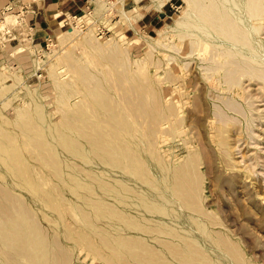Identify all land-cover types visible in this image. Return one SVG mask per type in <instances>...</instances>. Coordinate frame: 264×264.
Here are the masks:
<instances>
[{"label": "bare ground", "instance_id": "6f19581e", "mask_svg": "<svg viewBox=\"0 0 264 264\" xmlns=\"http://www.w3.org/2000/svg\"><path fill=\"white\" fill-rule=\"evenodd\" d=\"M156 1L163 4L166 0ZM183 1L185 7L173 14V22L158 30V37L140 41L147 49L137 58L127 55L115 35L102 42L93 30L83 33L73 29L74 25L59 32L57 39L63 46L81 35L74 45L80 52L63 51L51 62L34 59L38 65L49 61L51 82L58 90L53 98L41 91L42 86L32 88L18 74L6 73L0 66V94L11 76L16 87L23 85L18 94L30 97L17 106L14 122L20 127L23 143L33 145L37 154L32 157L40 168L48 167L58 187L55 192V188L43 186L44 179L35 176L27 163L29 157L22 152L26 146L10 129L0 126V177L9 183L10 176L19 186L11 190L0 185V264H67L71 254L54 253L52 248L63 246L56 237L65 216L61 206H67L73 196L87 207L82 215L90 228L105 224L99 242L114 251H101L92 237L74 236L70 228L65 229V237L76 239L104 264H254L220 214L204 204L207 171L201 165L211 169L206 160L209 155L204 157L202 149L188 145V154L181 161L162 148L165 133L175 139L186 131L179 99L169 90L166 93L164 85L177 78L170 65L177 58L168 53L164 61L155 52L171 46L172 35L191 39L202 78L218 100L211 119L215 144L232 158L234 112L247 120L245 142L250 151L251 138L261 142L251 133L255 118H249L248 110L252 111L253 103L249 101L247 109L237 97L242 96L244 81H249V86L259 85L258 101L264 99V0ZM120 39L128 41L126 34ZM85 52L92 58H84ZM63 64L68 65L66 72L59 70ZM150 65L156 67L155 73L150 72ZM160 69L163 77L158 75ZM112 70L123 91L118 99L109 80ZM199 99L197 94V111H203ZM51 105L63 112L56 121ZM263 113H259L258 123H262ZM250 159L264 166L258 158L250 155ZM250 165L246 176L251 179L255 176ZM36 215L52 223V232Z\"/></svg>", "mask_w": 264, "mask_h": 264}, {"label": "rangeland", "instance_id": "374dc122", "mask_svg": "<svg viewBox=\"0 0 264 264\" xmlns=\"http://www.w3.org/2000/svg\"><path fill=\"white\" fill-rule=\"evenodd\" d=\"M6 1L7 0H0V12L3 9L2 7L5 6ZM177 4L178 7L173 13H171V16L161 26L151 31H135L133 29L127 30L126 28H123L121 26L115 27L116 25H109V32L106 34H100L96 29L98 24H94L90 28L83 30V33H90L94 31L96 37L100 38L99 40L102 42L115 35L114 38L119 40L122 43V46L126 48L127 55L130 56V58H137L142 56L147 49L145 43L140 41H142L144 37H158V30L165 27L167 23L173 22V14L180 11L181 8L185 7L186 5L183 0H178ZM6 9L7 8L5 7L2 10L3 14L0 13V41H2L1 43H5L7 45L8 48L5 49L8 50V54H11L13 58L14 56L21 55V60H19L18 62L0 61V66L6 73H9L11 75L18 74L20 77H22V81L32 88L42 86L41 91L43 90L44 93H47L50 97L52 96L53 98L54 95L57 94L58 90L51 82V77L48 70L49 61L38 65L34 62V59L43 61L48 58V60L51 59V62L52 60L56 59L58 55L61 56L66 51L74 49L79 53L80 49H78L74 45L75 43H77L81 35L76 36L63 46L59 44L57 34L61 31L66 30L67 27H61L59 24L61 29L57 31L55 36L52 37V39L49 41V45L42 48L40 52L35 53L34 50L31 49L29 43L15 45V41L19 39L18 36L16 37V39H10L9 34H5V29L7 27L12 29V32H14L15 34H17L18 28V16L16 15V11H14V9ZM93 20L94 15L93 17L92 15L87 16L88 22H92ZM69 28H73V26ZM77 28L80 29L77 26L73 29L76 30ZM122 34H126V38H128L127 42H123L120 39V36ZM262 37L264 38V28ZM171 40V46L166 49L159 48L155 52V55L156 58L160 57L164 61H167L165 57L168 53L177 58L176 61L170 63V65L173 66L174 71L176 70L175 73L178 74L177 78L175 81L165 82L164 85L168 87L165 90L166 93H169L170 91V95L179 99V104L182 106L181 114L184 118V129L186 133L182 136H177L175 139H173L172 135H170L169 133H165L166 135L162 136L161 138V140L163 139L161 141V144L163 146L162 148L169 152V156H173L178 160L181 159V161L184 160V158L188 154V145L194 146L197 149L200 148V150L202 149L201 152H203L204 157L205 155L206 157L209 155L207 157L208 159L206 160L210 161L211 169L208 170L206 169L205 165H201V170L207 171L206 178L204 179V194L206 195L204 204L207 208H211L212 210H215L220 214L225 225L227 226L228 232H231L232 237L239 241L247 257L254 264H264V166L262 167L261 163L257 164V166L254 164L256 160L250 159V155H252L255 158H258L259 162H262V164L264 165V118L262 123H258V120H256L259 119V113L264 112V99L262 101H258L257 94L259 93L256 92L259 85L251 84L249 86V81H244L245 85L242 90V96L237 98L238 101L247 104V109L250 108V106L248 105L249 101L253 103L252 111L250 109L248 110V112L250 113L249 118H255V126L251 129V133L252 135L257 136V138H260L259 141L261 142L258 143V140H256V138H251V150L248 151L247 142H245V140H247V120L246 118L244 119V115L231 112V114H234V117L236 115V118L238 119L232 118L231 121L234 128L231 132V147L233 153L232 158L229 159L226 157V155H224V153L222 154L221 149L215 144L212 137L211 119L212 117L214 118V116L212 115L213 108L215 102H217L218 100L214 98V96L216 95L215 91H213V89H210V87L206 82H204L202 78L201 68L199 65L197 66V51H195L193 43L188 36L180 38L177 35H172ZM11 44L15 46L12 47ZM142 44L144 45L142 46ZM22 48H25V50L22 51ZM179 50L185 51L179 53ZM33 53L35 54L33 55ZM29 54L31 55V57H29ZM83 55V57L86 59L92 58L91 55H89L87 52H85ZM107 67H109V64H107ZM67 69L68 65L63 64L59 70L66 72ZM149 69L151 73L156 72V67L153 65H150ZM162 74L163 71L160 69L158 75L163 77ZM109 80L114 86V89L112 90L115 97L118 99V97L123 95V91L119 88L116 70L111 71ZM14 82L15 80L13 77H7L4 84L6 86V89H3L2 93L0 94V126L4 127L7 130L10 129V132L16 134L17 138L19 139V143L22 142V145H25L23 143V134L20 132V127H18L14 121L16 120L17 106H22L23 102L28 101L30 97L24 95L23 93L18 94V92L21 91V87L23 85L17 84L18 86L16 87ZM197 82L199 86H197ZM116 85H118V87ZM252 89L253 91L251 92ZM251 93H255L252 99H250ZM197 94L200 95L199 101L203 106V111H197ZM21 97H23L24 99H22ZM260 99H262V97ZM7 102H10V104H7ZM237 103L235 105L238 106L239 104ZM50 110L51 113L55 114V116H53L55 121L60 119V116H62L63 114L62 111L59 112L57 110L56 105H51ZM7 119H10L12 122H7ZM197 128L198 130H196ZM200 144L203 145L200 146ZM25 146L26 147H23L24 151L22 150V152L24 155L29 157V159L27 158V163L32 165L35 171V176L37 178L44 179L43 186H45L46 189L55 188L54 191H58V187L57 185H55L53 176L49 175L48 173V167L41 165V167H43L44 169L40 168V163L38 162V160L32 157L37 154L36 151L33 150V145L27 144ZM204 152H206V154ZM247 165H250V168L252 167V170L254 172L253 175L255 177L251 179L249 176H246V168H248ZM254 168H256V170H254ZM7 178L10 184L6 183L3 177H0V185L2 184L1 186L8 189H11V187L14 186L12 187V189L15 188L18 190L19 186L12 183V178L10 176H8ZM63 192L68 196H73L72 194L70 195V192H67V190H64ZM27 194L28 196H30V193ZM72 198L73 200H70L67 206H61V209L64 211L65 216L60 220V227H62L60 232L56 233L57 241L59 243L61 242V245L63 244L64 247L59 246V249L53 247L52 251L59 254L65 251L70 253L71 255L69 257V260L67 261V264H104V261L102 259L94 254L89 253L87 249L76 239H74L73 237H65V229L70 228L72 231H74V236H83V238H87L89 236L92 237L94 242L100 246L101 251L108 253L114 251L109 247L103 246L99 242V235H103L105 233V230L103 228L106 227L105 224H101V220H99V224H101L100 227L90 228L84 216L82 215L84 207H87L83 206L82 201H78L77 203V199L75 198V196H73ZM29 200L32 204L37 203L32 199ZM36 216L39 217L40 222L44 225V228H46L48 231L51 230L50 232H52V229L50 227L52 223H49L46 219L43 218L42 215ZM75 232L77 235H75ZM50 240L53 241L54 239L51 238Z\"/></svg>", "mask_w": 264, "mask_h": 264}, {"label": "crops", "instance_id": "0c3cea01", "mask_svg": "<svg viewBox=\"0 0 264 264\" xmlns=\"http://www.w3.org/2000/svg\"><path fill=\"white\" fill-rule=\"evenodd\" d=\"M109 2L112 4V14L106 12L105 3L108 6ZM177 3L178 0H166L163 4L156 0H7L2 8L12 7L16 15H23L17 28L21 40L19 44L29 43L36 53L46 46L48 38L52 39L61 29L59 21L64 14L84 13L90 10L95 21L107 24V27L116 25L115 27L121 26L127 30L151 31L161 26L171 16L178 7ZM16 44L18 45L17 42ZM15 45L11 44L12 47ZM5 48H0V61L21 60V55L13 58Z\"/></svg>", "mask_w": 264, "mask_h": 264}, {"label": "built area", "instance_id": "2783aa9c", "mask_svg": "<svg viewBox=\"0 0 264 264\" xmlns=\"http://www.w3.org/2000/svg\"><path fill=\"white\" fill-rule=\"evenodd\" d=\"M11 9H12V7H7L6 10H11ZM112 11H113V9H112L111 3L109 2L107 9H106V12L108 14H112ZM90 15H92L90 10L85 11L84 13L82 12V13H74V14H64V16L60 19L59 24L61 27H67V28L75 25L82 30L90 28L94 24H98L96 27L98 33L106 34L109 32L107 25L102 24L101 22L100 23L96 22L95 19L92 22H88L86 17L90 16ZM17 16H18L17 22H18V26H19L21 24V20H22L23 15H21V16L17 15ZM5 34H9L10 39H13V38L16 39L17 36L19 38V35L12 32V29H10L8 27L5 29ZM50 40H51V38H48L46 46L49 45ZM20 41H21L20 38L18 40H16L18 45H19ZM1 42L2 41H0V47L5 48L7 45L5 43H1ZM20 45H22V44H20ZM22 49H23L22 51L25 50V48H22Z\"/></svg>", "mask_w": 264, "mask_h": 264}]
</instances>
